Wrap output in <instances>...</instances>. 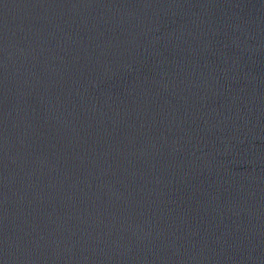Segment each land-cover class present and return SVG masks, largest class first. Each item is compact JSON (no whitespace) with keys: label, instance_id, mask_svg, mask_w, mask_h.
Here are the masks:
<instances>
[{"label":"water","instance_id":"95a60500","mask_svg":"<svg viewBox=\"0 0 264 264\" xmlns=\"http://www.w3.org/2000/svg\"><path fill=\"white\" fill-rule=\"evenodd\" d=\"M0 264H264V0H0Z\"/></svg>","mask_w":264,"mask_h":264}]
</instances>
